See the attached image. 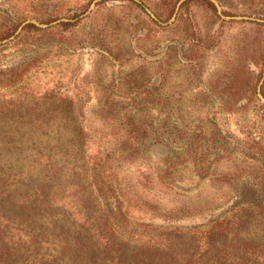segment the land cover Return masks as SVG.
Returning <instances> with one entry per match:
<instances>
[{
  "label": "rangeland",
  "instance_id": "374dc122",
  "mask_svg": "<svg viewBox=\"0 0 264 264\" xmlns=\"http://www.w3.org/2000/svg\"><path fill=\"white\" fill-rule=\"evenodd\" d=\"M211 1L0 0V130L54 124L122 235L264 241V0Z\"/></svg>",
  "mask_w": 264,
  "mask_h": 264
},
{
  "label": "trees",
  "instance_id": "16d2710c",
  "mask_svg": "<svg viewBox=\"0 0 264 264\" xmlns=\"http://www.w3.org/2000/svg\"><path fill=\"white\" fill-rule=\"evenodd\" d=\"M28 125L0 130V264H264V241L230 239L219 224L202 234L145 225L122 235L113 208H96L76 172L78 180L58 175L55 125Z\"/></svg>",
  "mask_w": 264,
  "mask_h": 264
}]
</instances>
